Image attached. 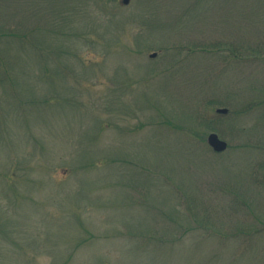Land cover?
Masks as SVG:
<instances>
[{"label":"rangeland","instance_id":"1","mask_svg":"<svg viewBox=\"0 0 264 264\" xmlns=\"http://www.w3.org/2000/svg\"><path fill=\"white\" fill-rule=\"evenodd\" d=\"M0 264H264V0H0Z\"/></svg>","mask_w":264,"mask_h":264},{"label":"water","instance_id":"2","mask_svg":"<svg viewBox=\"0 0 264 264\" xmlns=\"http://www.w3.org/2000/svg\"><path fill=\"white\" fill-rule=\"evenodd\" d=\"M129 0H123L124 3H128ZM150 57H155V54H151ZM227 109H217V113L226 114ZM208 145L215 152H223L227 148V143L219 138V136L215 133H210L207 137Z\"/></svg>","mask_w":264,"mask_h":264}]
</instances>
